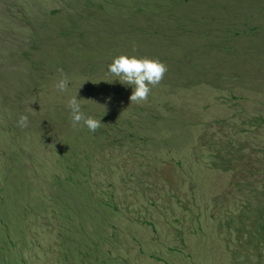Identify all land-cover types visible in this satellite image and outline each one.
<instances>
[{
  "label": "rangeland",
  "instance_id": "rangeland-1",
  "mask_svg": "<svg viewBox=\"0 0 264 264\" xmlns=\"http://www.w3.org/2000/svg\"><path fill=\"white\" fill-rule=\"evenodd\" d=\"M228 1L0 0V264H264V0ZM120 55L167 65L146 102Z\"/></svg>",
  "mask_w": 264,
  "mask_h": 264
},
{
  "label": "clouds",
  "instance_id": "clouds-1",
  "mask_svg": "<svg viewBox=\"0 0 264 264\" xmlns=\"http://www.w3.org/2000/svg\"><path fill=\"white\" fill-rule=\"evenodd\" d=\"M167 71V65L158 59L127 55H120L114 58L107 68V72L114 77L109 83L119 81L122 85L132 86L133 90L129 97L131 104L146 102L151 88L161 83ZM68 83L69 81L66 77L60 79L55 85L56 90L61 93L67 91ZM67 105L71 110L73 128L82 123L88 131L95 132L101 127V120L86 116L81 111V104L77 98H70L67 101ZM18 126L21 128L28 127V117L26 115L20 116Z\"/></svg>",
  "mask_w": 264,
  "mask_h": 264
},
{
  "label": "trees",
  "instance_id": "trees-1",
  "mask_svg": "<svg viewBox=\"0 0 264 264\" xmlns=\"http://www.w3.org/2000/svg\"><path fill=\"white\" fill-rule=\"evenodd\" d=\"M59 9H53V10H51V13H57V12H59L58 11ZM260 231H259V234H261V238H262V241H263V243H262V245H264V223H260Z\"/></svg>",
  "mask_w": 264,
  "mask_h": 264
},
{
  "label": "crops",
  "instance_id": "crops-1",
  "mask_svg": "<svg viewBox=\"0 0 264 264\" xmlns=\"http://www.w3.org/2000/svg\"><path fill=\"white\" fill-rule=\"evenodd\" d=\"M227 3L229 2L228 0H225Z\"/></svg>",
  "mask_w": 264,
  "mask_h": 264
}]
</instances>
